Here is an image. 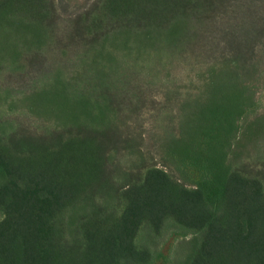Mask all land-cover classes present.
<instances>
[{
	"label": "trees",
	"instance_id": "16d2710c",
	"mask_svg": "<svg viewBox=\"0 0 264 264\" xmlns=\"http://www.w3.org/2000/svg\"><path fill=\"white\" fill-rule=\"evenodd\" d=\"M64 20L63 48L92 59L66 71L64 96L107 81L108 102L49 130L0 109V264H152L169 229L192 236L181 264H264V114L248 117L264 0H90L68 16L0 0V105L21 86L31 97L35 50Z\"/></svg>",
	"mask_w": 264,
	"mask_h": 264
},
{
	"label": "rangeland",
	"instance_id": "374dc122",
	"mask_svg": "<svg viewBox=\"0 0 264 264\" xmlns=\"http://www.w3.org/2000/svg\"><path fill=\"white\" fill-rule=\"evenodd\" d=\"M58 3L59 11L63 16L73 14L88 5L90 0H56ZM65 21V20H64ZM64 26H69L67 29ZM54 31H45L43 33L42 44L35 50L36 61L40 62V72L37 74L36 87L33 88L29 94L34 103L29 99H25V96L30 91L29 86H21L19 91L11 93L6 97V101H2L0 109L6 112L9 117H17L24 122L27 121L28 125L34 130H49L45 121L46 118H52L54 121L60 123L64 116H80L92 114L95 109L94 103L98 102L95 97L101 98V100L107 103L106 89L109 82L94 85L89 83L86 85L85 93L80 99H73L69 96H64V91L70 89L69 83L63 82L66 71L71 68H82L90 65L91 52L85 56H81V53H72L73 49L63 48V45L69 43L71 39V28L69 22L65 21L56 22L53 24ZM257 63V77L253 84L256 100V110L248 117L251 119L255 114H264V45L260 46L256 52ZM105 63V62H104ZM116 65V64H112ZM110 70H116L123 67L121 63L116 68H109L110 62L106 61L104 66ZM75 69L70 73L74 74ZM123 70H120L116 74L114 83L109 86L110 90L121 89L126 83V76L123 75ZM88 78V77H86ZM88 81V79H86ZM118 88V89H117ZM120 90V92H121ZM50 91L48 95L46 92ZM67 95V94H65ZM106 95V96H105ZM117 97L119 99L117 100ZM125 98V95H118L114 97V101L117 104ZM101 101V104L103 105ZM248 118V119H249ZM32 120V121H29ZM59 120V121H58ZM149 126H144L142 132L143 144L141 148L149 157H154V162L158 161V157L155 151V145L153 143L152 133L154 130H149ZM30 130V129H27ZM260 144H264V139L259 140ZM250 148L249 141L241 140L240 144L236 146V152L239 153L245 148ZM160 167V164L158 163ZM191 235L183 236L176 233L174 229H169L164 232L161 238L155 240L151 244L152 251L157 254L159 258L152 264H181L184 262L186 256L191 249Z\"/></svg>",
	"mask_w": 264,
	"mask_h": 264
}]
</instances>
